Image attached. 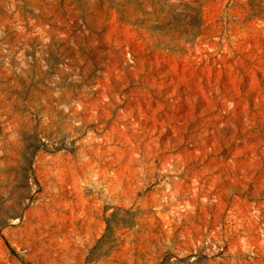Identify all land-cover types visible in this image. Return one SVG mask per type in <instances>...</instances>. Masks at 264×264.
Returning a JSON list of instances; mask_svg holds the SVG:
<instances>
[{"label":"rangeland","instance_id":"obj_1","mask_svg":"<svg viewBox=\"0 0 264 264\" xmlns=\"http://www.w3.org/2000/svg\"><path fill=\"white\" fill-rule=\"evenodd\" d=\"M0 264H264V0H0Z\"/></svg>","mask_w":264,"mask_h":264}]
</instances>
